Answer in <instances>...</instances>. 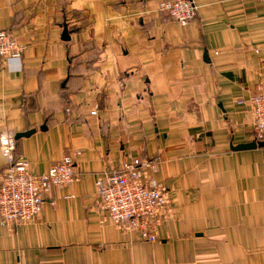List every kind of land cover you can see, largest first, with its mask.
Wrapping results in <instances>:
<instances>
[{"label": "crops", "instance_id": "1", "mask_svg": "<svg viewBox=\"0 0 264 264\" xmlns=\"http://www.w3.org/2000/svg\"><path fill=\"white\" fill-rule=\"evenodd\" d=\"M161 1L0 0V30L24 46L0 60V141L34 174L80 151L36 219L0 221V264H264V147L231 149L253 140L236 100L264 83V0H193L185 26ZM154 157L173 214L146 242L109 220L94 181Z\"/></svg>", "mask_w": 264, "mask_h": 264}, {"label": "built area", "instance_id": "2", "mask_svg": "<svg viewBox=\"0 0 264 264\" xmlns=\"http://www.w3.org/2000/svg\"><path fill=\"white\" fill-rule=\"evenodd\" d=\"M158 10L185 26L197 12L193 0H162ZM24 46L6 30H0V60L19 61ZM251 107L252 136L264 140V83L256 85V92L247 100L238 99ZM94 114V112H91ZM1 154L7 166L0 173V221L3 224L32 221L41 213L45 197L54 186H63L77 179L74 158L80 151L73 150L39 174L29 170L28 162L15 156V140L5 137L0 141ZM158 158H134L119 170L103 171L94 181L101 209L121 231L136 232L146 242L158 240V228L173 212L168 188L148 177L156 171Z\"/></svg>", "mask_w": 264, "mask_h": 264}, {"label": "water", "instance_id": "3", "mask_svg": "<svg viewBox=\"0 0 264 264\" xmlns=\"http://www.w3.org/2000/svg\"><path fill=\"white\" fill-rule=\"evenodd\" d=\"M63 37L67 39L68 37V32L66 29H64L63 31ZM33 130H29L23 133H19L16 135V137H20V136H26L29 135L30 133H32ZM264 147V140H260V141H256V140H251L250 142L247 143H241L238 144L236 146L231 147L232 150H242V149H252L255 147Z\"/></svg>", "mask_w": 264, "mask_h": 264}, {"label": "rangeland", "instance_id": "4", "mask_svg": "<svg viewBox=\"0 0 264 264\" xmlns=\"http://www.w3.org/2000/svg\"><path fill=\"white\" fill-rule=\"evenodd\" d=\"M254 94V93H253ZM253 94H251V95H253ZM250 95V96H251ZM249 96V97H250ZM249 97H247V98H238V99H243V100H247ZM237 99V100H238ZM237 100H236V102H237ZM237 104H239V105H248L249 106V108H250V112H251V107H250V105L248 104V102H245V103H237ZM251 136H252V112H251ZM252 139L254 140V138H253V136H252ZM154 158H158V157H154ZM159 159V158H158ZM159 162H160V160H158V164H159ZM168 188V187H167ZM169 190V189H168ZM171 209H172V207H171Z\"/></svg>", "mask_w": 264, "mask_h": 264}]
</instances>
